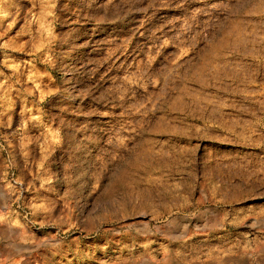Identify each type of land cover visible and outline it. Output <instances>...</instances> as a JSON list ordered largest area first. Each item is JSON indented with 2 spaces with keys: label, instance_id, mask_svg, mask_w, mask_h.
I'll return each instance as SVG.
<instances>
[{
  "label": "rangeland",
  "instance_id": "1",
  "mask_svg": "<svg viewBox=\"0 0 264 264\" xmlns=\"http://www.w3.org/2000/svg\"><path fill=\"white\" fill-rule=\"evenodd\" d=\"M0 264H264V0H0Z\"/></svg>",
  "mask_w": 264,
  "mask_h": 264
},
{
  "label": "built area",
  "instance_id": "2",
  "mask_svg": "<svg viewBox=\"0 0 264 264\" xmlns=\"http://www.w3.org/2000/svg\"><path fill=\"white\" fill-rule=\"evenodd\" d=\"M9 181L10 183L15 187V188H19L21 189V183L17 180V177L14 175L13 171H11L9 173Z\"/></svg>",
  "mask_w": 264,
  "mask_h": 264
}]
</instances>
